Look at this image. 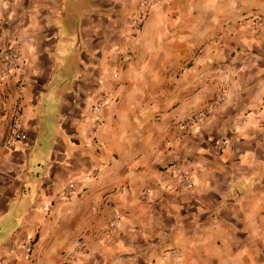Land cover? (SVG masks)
Segmentation results:
<instances>
[{"label": "crops", "instance_id": "1", "mask_svg": "<svg viewBox=\"0 0 264 264\" xmlns=\"http://www.w3.org/2000/svg\"><path fill=\"white\" fill-rule=\"evenodd\" d=\"M133 7L0 0L20 54L0 68V264H60L78 243L73 264H264V29L241 23L264 0H161L130 38ZM171 164L189 191L158 185Z\"/></svg>", "mask_w": 264, "mask_h": 264}, {"label": "built area", "instance_id": "2", "mask_svg": "<svg viewBox=\"0 0 264 264\" xmlns=\"http://www.w3.org/2000/svg\"><path fill=\"white\" fill-rule=\"evenodd\" d=\"M161 0H134L133 7V20L131 23V33L130 38L136 37L139 32L142 24L147 19L150 11L160 4ZM7 23V18L0 17V68L2 73H9L19 66L20 54L18 45L14 42H8L4 39L3 33ZM241 23L251 29L254 32H258L264 29V16H261L256 13H251L241 20ZM226 87H219L216 97L208 103V105L201 111L192 113L187 117L181 124L182 128L185 131H189L197 127L205 118L214 113L218 106L225 100L226 97ZM106 97L99 99L93 111L97 112L105 103ZM264 108V103H263ZM19 106L16 105L13 108L14 113V122L12 127L7 134L6 144L12 146L17 141H23L26 139V134L23 131V128L20 126L19 118L17 117ZM223 147L222 142L216 143V148L221 149ZM158 185L160 187H175V189L186 192L189 191L192 187V177L191 175L179 165H168L162 168L158 176ZM74 188L73 184H69L65 189V196L70 195ZM143 200H149L150 194L148 190H143L141 194ZM117 219H113L111 222V228H115ZM82 248V243H78L74 249L65 254L62 262L60 264H73V260L77 252ZM30 248L26 247L25 253H30ZM171 257L177 256L175 251H171Z\"/></svg>", "mask_w": 264, "mask_h": 264}]
</instances>
